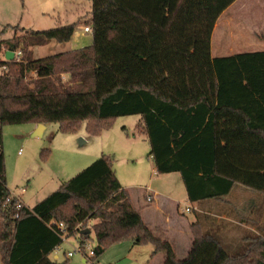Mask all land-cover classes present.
<instances>
[{
  "label": "trees",
  "instance_id": "obj_1",
  "mask_svg": "<svg viewBox=\"0 0 264 264\" xmlns=\"http://www.w3.org/2000/svg\"><path fill=\"white\" fill-rule=\"evenodd\" d=\"M235 1L90 0L88 47L31 58L35 47L68 43L78 23L0 41V264H58L50 255L62 238L50 223L80 245L94 241L88 260L130 242L151 246L164 264H203L202 247L211 248V264H264V235L229 255L198 223L178 260L163 232L144 225L105 157L17 211L2 153L3 126L59 124L76 133L85 123L86 135L97 136L114 119L137 116L156 173L179 174L188 202L221 201L236 185L264 195V51L210 56L214 25ZM17 51L19 60H5ZM87 229L94 239L79 235Z\"/></svg>",
  "mask_w": 264,
  "mask_h": 264
},
{
  "label": "rangeland",
  "instance_id": "obj_2",
  "mask_svg": "<svg viewBox=\"0 0 264 264\" xmlns=\"http://www.w3.org/2000/svg\"><path fill=\"white\" fill-rule=\"evenodd\" d=\"M230 8L226 14L232 13L240 18L238 22H232L235 24L232 26L239 29L238 33L243 37L231 42L229 47L233 50L241 48L243 50L241 53L264 51V0H236ZM90 10V0H0V33L8 27L3 35L0 34V41L14 36L23 37L26 32L46 31L77 22L76 29L78 27L82 29L90 19ZM217 28L216 32L221 33L222 29ZM213 43L210 42V56L217 57L219 54L212 48ZM68 49L67 43H49L33 48L31 58L36 60L63 53ZM138 121L137 116L114 119L111 127L97 136H85L86 133L83 132L85 123L76 133H65L60 129L59 124H48L40 137L31 134L34 124L3 126L2 153L7 189L13 197L22 196L25 204L31 208L57 191L63 182L73 178L97 159L105 157L110 161L120 185L123 188L128 187L134 199L140 189L151 185L163 186L169 180L172 191L187 204L186 199L183 198L185 190L178 174H152L154 165L148 156V142L136 134ZM82 137L87 138L86 144L79 141L83 139ZM42 150L49 151L45 160L40 156ZM21 190H24L23 194H20ZM226 200L231 202L233 207L228 202L219 203L220 205H216V210L213 212L221 214L230 210L235 216L238 210L245 216V236H250V239L256 237L251 232L254 229L256 233L264 235V195L236 185ZM183 206L180 205V211L182 210L184 215L190 218L192 213L185 212ZM93 223H88V226ZM218 226H221V223ZM90 238L94 239L93 233H90ZM237 242L236 247L224 249V252L235 254L238 250L242 251L244 245L239 244L240 239ZM128 243L130 242L111 245L97 259H87L83 263V257L79 254L71 259L66 257L78 247L77 236L63 238L61 245L53 253L58 259L54 260L53 256L51 259L58 264H146L152 248L142 246L138 249L141 250L138 253H129L128 248L131 243ZM94 246V241L86 242V248ZM146 248L149 250L147 254L146 251H142Z\"/></svg>",
  "mask_w": 264,
  "mask_h": 264
},
{
  "label": "crops",
  "instance_id": "obj_3",
  "mask_svg": "<svg viewBox=\"0 0 264 264\" xmlns=\"http://www.w3.org/2000/svg\"><path fill=\"white\" fill-rule=\"evenodd\" d=\"M232 5H230L220 15V17L217 19L214 25L210 42H214L213 43L214 46L212 48L215 50L217 54H219V56L211 57V58L227 57V56H232L235 54H240L241 52H243L241 48L237 50H233V48L229 47L231 46V42H236L237 40H240L243 37L242 34L238 33L239 29L237 30V28H234L232 26V25H235V24H232V22H238V19L240 18H237L236 16L232 15V13L226 14V11L228 12V9H231L230 7ZM217 27L222 29L221 33L216 32V29H218ZM50 43H55V42H50ZM67 44L69 46V49L65 52L79 50V49L90 46L92 44V37L89 34H84L82 32V29L78 27V29H76V31L73 33L71 40ZM236 51L238 52L240 51V53H234ZM244 51H247V50H244ZM220 54H223V55H220ZM226 54H231V55H226ZM36 127L37 125H35L34 128L31 130L32 136H34V133H36V130H37ZM45 130H46V126H44L43 130H40L41 136L43 135ZM137 136L143 137L138 134ZM82 138L83 139H79L80 142L82 144H86V142L88 141L87 138H84V137ZM152 174L159 175L156 173L155 168L152 169ZM179 179L181 181L180 175H179ZM166 183L167 184L163 186L151 185L143 189H140L141 191L136 195L135 199L133 198L131 192H129V188L128 187H125V188H127L126 190L128 191L131 201L133 205L135 206V208L140 210L141 218H142L144 225L152 231L159 230L163 232L166 240L170 244H172V246L174 247L176 257L178 260L185 259L188 252L190 251V248L193 242V237L190 231V225L194 223L199 224V227L202 233L215 237L219 241L223 251L224 249L228 250L232 247H236L235 245H238L237 241H239V239H240L239 244L240 243L243 244L244 247H242L241 249L242 251L238 250L236 251L238 253H235V254H240L244 251L246 247V243L250 240L249 238L250 236L244 235V229L246 228L245 227V216L241 215V213H239L238 210L236 211L237 214L235 216H233L230 210H226L227 213H221V214L218 212H215V213L213 212V210H216V205H220L222 203L228 202L226 200V197L223 198L221 201H206L202 203H190L187 201L186 194H185L183 198L186 199L187 201V204H186L182 202L179 199V197L172 191V185L169 183V180H167ZM183 189H184V186H183ZM20 194H23V193H21L20 191ZM147 195L152 198V202L150 204H147L145 202V198ZM16 197L19 199L20 202H22V204L25 207L29 208L25 204L22 196L18 195ZM214 202L216 204H213ZM181 204L184 205L183 207H184L185 212L192 213V216L190 218H187L182 212V210L180 211ZM229 204L232 205L233 207V204L231 202ZM187 208H190V210L186 211ZM216 213L218 214L216 215ZM223 222L225 224H223ZM220 223H221V226H218ZM251 232L252 234H255L256 236L258 235L261 236L259 233H256L255 229ZM147 246L148 245L143 246V247H147ZM140 247L142 246H136L131 243V246L128 248V252L138 253L139 251H141V250H138ZM142 251H146V254H147V251L149 250H147L146 248V250H142ZM53 253L50 255V259H51V256H53L52 258L54 260H57L58 256L56 254L53 255ZM151 253H152V249H151ZM202 253L206 254V257L203 260V264H207V260H208V263L211 264L210 262L211 255H212L211 248L202 247V249L200 250V254ZM225 253L229 255H234V254H230L229 252H225ZM86 261L87 259H84V258L82 259L83 263H85ZM200 263H201V259L198 258L194 264H200ZM146 264H164V260L161 255H157L153 258L150 255V258Z\"/></svg>",
  "mask_w": 264,
  "mask_h": 264
},
{
  "label": "built area",
  "instance_id": "obj_4",
  "mask_svg": "<svg viewBox=\"0 0 264 264\" xmlns=\"http://www.w3.org/2000/svg\"><path fill=\"white\" fill-rule=\"evenodd\" d=\"M82 32L84 34H90V29L88 27H82ZM20 51H17L14 53V58L19 60L20 59ZM4 68H0V72L3 70ZM21 193H24V190H21ZM17 198V197H15ZM18 203L16 205V210H20L24 205L22 204V202L19 201V199L17 198ZM145 202L147 204H150L152 202V198L150 196H146L145 198ZM190 208H187L186 211H189ZM15 218L18 217V215L16 214L14 216ZM49 228L53 229L56 233L61 235L62 241L63 238L67 239L66 237V233H65V227L62 223H50L48 225ZM79 254L81 255L84 259H89L93 256V252H92V248H86V242L83 245L78 244V247L72 252V253H68L66 255V257L68 259H71L74 255Z\"/></svg>",
  "mask_w": 264,
  "mask_h": 264
},
{
  "label": "water",
  "instance_id": "obj_5",
  "mask_svg": "<svg viewBox=\"0 0 264 264\" xmlns=\"http://www.w3.org/2000/svg\"><path fill=\"white\" fill-rule=\"evenodd\" d=\"M4 58H5L6 61H12L14 59V53L5 52ZM43 129H44V126L41 125V124H38L37 125V130H36V133H34V136L35 137H40L41 136L40 130H43ZM89 233H90V231L87 229V230L82 231L79 235H88Z\"/></svg>",
  "mask_w": 264,
  "mask_h": 264
}]
</instances>
